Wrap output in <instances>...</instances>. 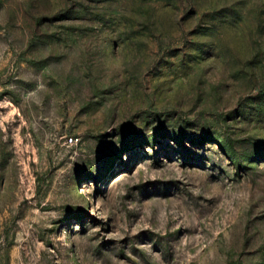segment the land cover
<instances>
[{
	"label": "rangeland",
	"instance_id": "1",
	"mask_svg": "<svg viewBox=\"0 0 264 264\" xmlns=\"http://www.w3.org/2000/svg\"><path fill=\"white\" fill-rule=\"evenodd\" d=\"M0 264H264V0H0Z\"/></svg>",
	"mask_w": 264,
	"mask_h": 264
},
{
	"label": "built area",
	"instance_id": "2",
	"mask_svg": "<svg viewBox=\"0 0 264 264\" xmlns=\"http://www.w3.org/2000/svg\"><path fill=\"white\" fill-rule=\"evenodd\" d=\"M70 140L73 141V138H71Z\"/></svg>",
	"mask_w": 264,
	"mask_h": 264
}]
</instances>
